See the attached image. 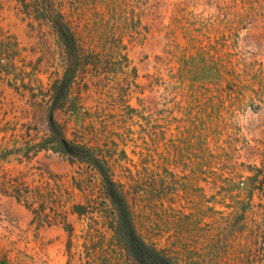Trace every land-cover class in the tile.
Listing matches in <instances>:
<instances>
[{
    "label": "rangeland",
    "instance_id": "374dc122",
    "mask_svg": "<svg viewBox=\"0 0 264 264\" xmlns=\"http://www.w3.org/2000/svg\"><path fill=\"white\" fill-rule=\"evenodd\" d=\"M0 264H264V0H0Z\"/></svg>",
    "mask_w": 264,
    "mask_h": 264
}]
</instances>
